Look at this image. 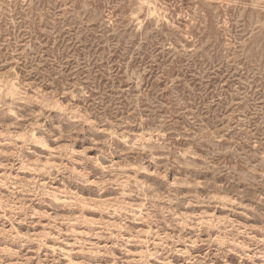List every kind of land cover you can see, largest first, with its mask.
Masks as SVG:
<instances>
[{
    "label": "rangeland",
    "instance_id": "obj_1",
    "mask_svg": "<svg viewBox=\"0 0 264 264\" xmlns=\"http://www.w3.org/2000/svg\"><path fill=\"white\" fill-rule=\"evenodd\" d=\"M0 264H264V0H0Z\"/></svg>",
    "mask_w": 264,
    "mask_h": 264
}]
</instances>
